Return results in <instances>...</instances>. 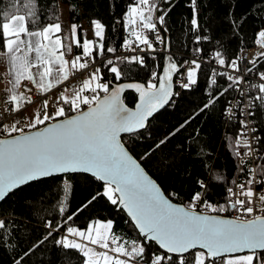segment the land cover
I'll return each instance as SVG.
<instances>
[{
	"label": "snow or ice",
	"instance_id": "6c2138e0",
	"mask_svg": "<svg viewBox=\"0 0 264 264\" xmlns=\"http://www.w3.org/2000/svg\"><path fill=\"white\" fill-rule=\"evenodd\" d=\"M171 4V0H165ZM192 10L191 28L194 31L200 29L198 21V9L196 0H189ZM27 11L24 14L0 13V56L7 58L8 74L11 77V96L6 100L7 104H12L13 111H18L25 100L31 102L30 97H24L16 89L22 81L27 80L42 92L49 91L54 84L67 81L73 71H80L88 67V63H81L85 57L92 55L94 41L84 40L81 45L79 39L73 44H63L62 39L57 35L61 32L60 23L42 24L38 29L29 28V23H34L38 13L34 7V0H29V4L24 5ZM75 10L76 5H70ZM171 8L160 10L154 0H135L134 5L129 6L127 12V24L132 26L130 36L134 40H127L125 46L132 49L133 43L140 48V51L156 52L149 36L143 30L154 34L158 43H164L161 38L157 24L166 32L165 18ZM159 11L160 14L153 17V13ZM28 17L29 19H26ZM241 21L233 20L234 28H238ZM94 35L99 40L104 38V26L98 20H92ZM139 24L141 30L136 26ZM77 25H71V32L75 36ZM256 44L264 49V30L258 32ZM55 37V39H53ZM210 38L207 36H196V43ZM73 46L82 47V55L72 56ZM64 51L57 52L60 48ZM98 56L104 55V45L97 46ZM115 49L107 48V52H114ZM197 52L201 49L197 48ZM34 54V55H33ZM71 56L66 59L65 56ZM215 59L220 66H225L226 61L221 52H215ZM264 56V52L260 53ZM154 59V57H153ZM134 63L141 68L145 65V59L141 56L125 57L122 59ZM240 57L237 56L227 62V67L233 71L240 72L238 63ZM95 62V58H93ZM190 63L191 67L186 74V82H181L180 87L191 90V87L198 83L197 71L201 65L197 60L184 61ZM248 63L255 64V60ZM113 60L108 59L105 67L112 65ZM70 65V67H69ZM35 69V71H33ZM251 72V68L246 69ZM100 69L92 72L89 78L83 83L79 90H73L72 95L61 94L58 101H62L64 106L56 107L55 111L50 110L48 100H44V112L33 116L31 123L27 124L28 129L37 128L58 117H64L61 122L51 124L42 130H37L32 134L25 131V127H17L13 124L9 129L3 125L0 130L11 133H20L12 139H0V202H3L10 195H14L18 190H23L33 182L43 178L53 177L60 174L84 173L90 174L95 181L102 182V190H98L87 202L91 204L98 198L106 199L111 205L119 206L127 212L131 218L138 237H142L141 242L137 240H123L111 234L113 222L101 223L97 221L95 225L89 224L87 229L79 230L72 226L65 227L67 221L72 220V216H67L64 224H55L48 221L45 227L48 229L42 239L37 240L31 247L14 261V264H22L26 258L30 257L36 249L44 245L46 241L53 238L54 233H59L61 229L67 233L59 239H54V244L62 250H75L82 254V264H214L215 259L226 253H241L247 250L246 255H241L228 259L226 264H264V254H258V250L264 253V215H257L252 219H221L214 215H208L197 211L198 204L208 212L224 213L230 210L240 212L242 215L251 216L254 212L252 206L254 196L261 204H264V188L261 193L254 192L252 185L261 183L256 180V169H251L253 177L245 183L237 184L240 192H234L232 187H228V199L232 201L233 196H243L244 199H235L229 204L213 205L202 197L200 192L193 195L191 202L187 206H179L170 202V199L161 192L157 183L145 172L141 163L130 155L128 148L123 142L122 133L138 135L141 130L146 129L148 121L153 115L170 105V101L179 93H174L172 89V73L176 71V64L170 63L164 70V76L159 78L152 74L147 86L139 83L125 84L112 90L109 83H101ZM115 79L122 78V69L116 66L109 68ZM226 76L230 82L228 87L223 88L218 94L208 93L209 100L197 112H194L178 127L170 131L164 138L155 143L141 156L142 161L148 160L153 152L166 146L170 140L180 134L192 123L197 115L212 107L215 102L229 88L239 85L243 77H233L226 73H219ZM260 80L264 81V72L259 73ZM95 82V86L92 84ZM214 78L210 79L209 88L216 85ZM253 87H256L255 85ZM125 89H135L139 93L135 110L125 106L121 94ZM238 90V89H237ZM260 93L264 94V84L258 86ZM31 91V89H29ZM67 91V89H65ZM84 91H90L91 96L83 95ZM103 93V97L100 93ZM255 99L264 102V95ZM81 104L88 105L87 111L81 110ZM94 105V106H93ZM251 106V102L249 105ZM7 111V109H6ZM66 112H76L75 116H68ZM229 114L231 110L229 109ZM249 116L254 113L249 112ZM241 125L247 127L245 121ZM255 132V129H251ZM198 135V131L196 133ZM195 141V136L192 138ZM237 145L249 148L248 156L254 155V149L247 141H236ZM203 152V149H200ZM243 162V161H242ZM260 166L257 165V168ZM264 171V169H261ZM202 189L207 186L202 182H197ZM235 184L236 181H233ZM63 192L68 194L71 188L62 180ZM87 205H84L86 207ZM79 211V210H78ZM60 212H65L61 207ZM264 213V207L260 208ZM8 225L0 219V243H6L5 237L8 235ZM103 229V231H101ZM75 237V239H72ZM148 242L157 245V249L147 252ZM97 246L103 251H96ZM162 250V251H161ZM114 253L115 255H112ZM186 254L191 255V260L186 259ZM123 257V258H121ZM225 264V262H222Z\"/></svg>",
	"mask_w": 264,
	"mask_h": 264
},
{
	"label": "trees",
	"instance_id": "16d2710c",
	"mask_svg": "<svg viewBox=\"0 0 264 264\" xmlns=\"http://www.w3.org/2000/svg\"><path fill=\"white\" fill-rule=\"evenodd\" d=\"M154 3L161 5L163 10L171 8L165 18L167 31L163 32L169 50L185 57L200 56L216 63L214 54L219 51L227 65L228 61L240 55L241 50L252 47L257 32L264 30V0H196L198 21L201 26L198 31H194L190 25L192 10L189 0H171V4L165 3V0H154ZM27 4L29 0H0V13L24 14L27 11L24 5ZM134 4L135 0H34L38 16L34 23H29L28 26L38 29L42 24L58 23L65 10L67 22L78 26L76 35L81 44L86 32L93 30L91 21L98 20L104 26V38L98 44L104 45V53L107 48H113L116 52L129 38L124 19L129 6ZM70 5L77 7L73 10ZM241 19L240 26L234 28L232 21ZM198 35L210 39L197 44ZM73 48L75 53L80 52V48ZM197 48L201 51L197 52ZM144 59L145 65L142 68L127 60L123 62L113 60V64L107 67H105L107 62L103 63L100 67L101 81L109 83L110 90L130 83H139L146 87L152 74L157 76V81L153 82H158L159 78L164 76L169 58L160 55L147 56ZM169 61L180 66L182 58H172ZM255 61V64H248L247 68L252 69L248 72L250 75L258 77L260 72H264V56ZM112 66L123 70L120 80L115 79L114 74L109 71ZM208 68L201 66L197 71L198 83L192 86L191 90L178 91L174 87L173 92L179 95L173 97L170 105H166L153 115L146 129L138 135L122 137L129 153L141 163L170 201L176 204L184 205L191 202L197 192L213 205L229 204L227 189L233 186V181L237 177L234 143L238 136L239 123L229 121L225 116L228 102L237 95L235 87L229 88L212 107L197 115L186 130L173 137L166 146L155 150L148 160L140 159L157 141L208 102L209 92L216 95L228 87L230 82L226 76H219L216 78L217 84L209 88ZM247 95L253 107L252 120L260 136L256 144V167L260 166L256 170V177L257 180H261V177H264V171H261L264 169V102L255 97L264 94L259 92L258 87L250 85ZM122 98L129 108H133L138 102V95L133 90L125 91ZM64 107L67 109V106ZM83 109L85 107L81 108ZM72 113L66 112V115L71 116ZM62 118L64 117L55 120ZM194 136L195 141L192 139ZM200 149H203V152ZM241 176L247 179L245 172H242ZM62 180L71 185L68 194L62 190L64 187ZM198 181H202L207 188L202 189ZM101 183L88 175L51 177L24 186L23 190H18L1 202L0 219L9 227L8 235L5 237L6 243H0V264H14V261L32 244L43 238L48 231L45 227L48 221L53 225L64 224L67 216L73 218L67 221L65 227L72 226L85 230L89 224H95L97 221H112L111 234L120 237L121 242L123 240L141 242L143 238L138 237V231L131 219L119 206L111 205L103 198L87 204L98 190H102ZM263 187L264 180H261L256 188L261 190ZM61 207L65 212H60ZM236 212L230 210L208 214L232 217ZM65 233L64 229L54 233L53 238L36 249L22 264H82L84 259L82 254L75 250H62L54 244V239H59ZM156 249L155 243L148 242L147 252ZM186 259L190 261L191 255L187 254ZM218 261L221 263L220 260H215L214 264H218Z\"/></svg>",
	"mask_w": 264,
	"mask_h": 264
},
{
	"label": "built area",
	"instance_id": "2783aa9c",
	"mask_svg": "<svg viewBox=\"0 0 264 264\" xmlns=\"http://www.w3.org/2000/svg\"><path fill=\"white\" fill-rule=\"evenodd\" d=\"M159 7L160 10H163L161 8V5H157ZM160 14L159 11L154 12L153 13V17H154V21H155V17L158 16ZM157 29L160 31V35L161 38L164 40V43H158L155 40V36L152 33H149V39L153 44V47L157 49L156 52H151V51H140V48H145L146 46L144 45H140V47L136 46V43H133L132 45V49L133 50H129L125 44L122 45V48L116 52H113L112 54H107L106 52L104 53V55L102 56H89L86 58H83L81 60V62H85V60L88 63V67L86 69L80 70V71H76L73 73V76L65 81L62 85L56 87V89L52 90V91H48V92H43L41 93L40 91H36V89H34V87L30 84L29 81H23L21 82V84L19 85V87L17 88L25 97H30L31 98V102L28 101V103H26L24 105L23 110H26L28 108H30L31 106L37 104L38 102H44V100H48V102L51 100L52 94L56 91L62 90L63 87L69 85L70 83H72V81L74 80H78V79H83L86 76H90V74L92 72H94L97 68L100 69L101 65L103 63H106L108 59H112V60H120L122 61L123 58L125 57H133V56H141V57H147V56H164L166 58H169V60H171L172 58H182V63L180 66L176 65V71H174L175 76H174V80H173V85L175 86L176 90L178 91H182L185 90L182 87H180V83L181 82H186V74L187 71L189 70V68L191 67V64H185L184 61L188 60L189 62L191 60H197L198 63H200L201 66H206L209 67L208 69H210V79L214 78L216 79L217 77L221 76L219 75V73H226L227 75H231L233 77H238V76H242L243 80L239 85L235 86V92L237 95H235L233 97V99H231L228 102V106L226 107V111H225V116L227 118V120L232 121V122H236L238 121V136L235 140L234 146L236 148V161H237V177L234 181H236V183L232 184V188L234 192L239 193L240 189L237 188V184L240 183H246L247 180L251 179L253 177V173L250 171L251 169H256V157H257V149H256V144L258 143L260 136L257 134V129L255 126V123L252 120V115L249 116L248 113L253 111V107L252 104L251 106H247L249 105V102L251 101L247 95L248 90L250 85L252 86H256L258 87L260 84H264V81L260 80L259 76H254V75H250L248 73L247 66L250 60H256L259 57H261L260 53L264 52V49L260 48L258 44H256V40L258 39V32L256 34V39L254 40V45H252V47L247 48V49H243L241 50V52L239 53V57L240 60L238 61L241 71L240 72H236L233 71L231 68L227 67V65L225 66H220L218 61H216V63L202 58L200 56H183L181 54L178 53H172L168 46H167V39L164 35L163 29L161 28V26L159 24H157ZM93 58H95V62H93ZM168 60V59H167ZM168 60V63L166 64V68L169 67V64L171 61ZM125 61V60H124ZM2 73L0 72V128L3 127V125H13L16 124L17 127H25L24 126V121H19V119H17V115L19 114V112H15L12 110V104H7L6 100L8 99V95L5 92V90H3V88L1 87V80H2ZM101 83H106L103 81H100ZM29 89H31V91H29ZM238 89V90H237ZM83 95H87V96H91L92 93L90 91H84L82 93ZM103 93H100V96L103 97ZM50 105V110H53V108L51 107L52 104L49 102ZM7 109V111H6ZM229 109L231 110V114H229ZM44 112V110H43ZM253 113V112H252ZM241 121H245L247 124V127H244L241 125ZM255 129V132L251 131V129ZM26 131V129H25ZM15 134H18V132L16 133H11L9 134L8 131H4V130H0V139H5L8 137H11ZM240 140V141H247L249 145L252 146V149H254V155L252 156H248L246 155V153L249 152V148L241 145H237L236 141ZM243 161V162H242ZM242 172H245L246 177H242L241 174ZM255 178L257 180L256 177V173H255ZM66 182V181H65ZM257 183H254L252 185L254 192H256L257 194L261 193V190H258L257 187ZM264 188V187H263ZM228 192H227V199H228ZM244 199L243 196H233L232 197V201H234L235 199ZM254 201L255 203L252 205L254 207V212L251 216L248 215H242L240 212H236L234 214V216H232L231 218L236 219L238 216L241 219H252L257 215H264V213L260 212V208L264 207V204H261L259 202V200L254 196ZM232 201H230L228 199V203H231ZM190 202H186L184 204V206H187ZM197 211H200L201 213H206L208 214V210L204 209L201 205L198 204L197 206ZM123 258V257H121Z\"/></svg>",
	"mask_w": 264,
	"mask_h": 264
},
{
	"label": "rangeland",
	"instance_id": "374dc122",
	"mask_svg": "<svg viewBox=\"0 0 264 264\" xmlns=\"http://www.w3.org/2000/svg\"><path fill=\"white\" fill-rule=\"evenodd\" d=\"M160 4V3H159ZM161 8H162V6H161ZM125 21H126V26H127V30H128V34L130 33V30H131V27L132 26H130V25H128L127 24V20H128V16H127V14H126V18L124 19ZM68 20H67V17H66V15H65V13H64V11L62 12V14H61V21L60 22H58V23H60L61 24V32L60 33H58L57 35L62 39V43L63 44H65V45H67V44H73V42H74V40H76L77 39V35L75 34V36H73V34H72V32H71V24H69V22H67ZM136 29L138 30V31H140L141 30V27L139 26V24L136 26ZM144 31V34H146L147 35V30H143ZM94 35V27H93V30L92 31H87L86 32V34H85V39L86 40H88V41H94L95 43H94V45H93V47L96 49L95 51H99V48L97 47L99 44H98V42H100L101 40H99V38H96L95 37V35ZM93 36V37H92ZM53 39H55V37H53ZM84 39V40H85ZM127 40H134V37H132V36H130V34H129V38L127 39ZM82 44H83V42H82ZM81 44V45H82ZM73 47H75V46H73ZM60 51H64V48L62 47V48H60L59 49V51L57 52V54H59V52ZM95 51H92V55L91 56H93V53L95 52ZM78 54H81L82 55V47H80V52L78 53ZM34 55V54H33ZM75 55H77V53H75L74 52V48H73V53H72V56H75ZM65 58L66 59H71L72 57L71 56H65ZM86 58V57H85ZM82 63V62H81ZM69 67H70V65H69ZM83 70V69H82ZM33 71H35V69H33ZM0 72L3 74V82H4V84H3V82H2V88L5 90V91H7L6 90V88L4 87V85L7 87V89L9 88V85H10V83H9V81H10V79H11V77L9 76V74H8V63H7V58L6 57H4V56H0ZM74 72H76V71H73V73ZM73 76V74L71 75V77ZM70 78V77H69ZM89 77L88 76H86V77H84L83 79H78V80H74V81H72V83H70L69 85H67V86H65V87H63V89L62 90H59V91H56V92H54L52 95V99H51V102H52V104L53 105H55V104H57L59 101H58V97H60L61 96V94H63L64 96H71L72 95V93H73V90L75 89V90H79L81 87H82V85H83V83L88 79ZM24 81H27V80H24ZM23 82V81H22ZM31 83V82H30ZM60 85H62V84H60ZM59 85V86H60ZM92 86L94 87L95 86V82H93V84H92ZM58 87V86H57ZM174 85H173V89H174ZM54 89H56V87L55 88H53L52 90H54ZM65 89H67V91H65ZM52 90H50V91H52ZM9 91V90H8ZM7 91V92H8ZM48 92V91H47ZM41 93H43L42 91H41ZM9 94L10 93H8V96H9ZM10 96H11V94H10ZM9 96V97H10ZM52 100H54V103H53V101ZM26 103H28V101L27 100H25L24 102H23V106L26 104ZM37 105V104H36ZM36 105H33V106H31L30 108H28V109H26L25 111L31 116V111L33 112L34 111V108H36L35 106ZM83 104H81V106H82ZM56 106V105H55ZM60 106V105H59ZM59 106H56V107H59ZM64 106H67V105H64ZM85 106V108H88V105H84ZM68 107V106H67ZM24 111V112H25ZM53 111H55V108L53 109ZM34 113V112H33ZM38 114H41V112L40 113H38ZM42 116H43V114H42ZM47 122V121H46ZM45 122V123H46ZM29 124V123H28ZM9 126V125H8ZM101 223H104V222H101ZM93 225H95V224H93ZM101 231H103V229H101ZM67 233H65V234H63V236L64 235H66ZM75 237H72V239H74ZM91 247H93V248H95V250L96 251H103V249H99L97 246H92V245H90ZM112 255H115L114 253H111ZM247 254V253H246ZM246 254H243V255H246ZM238 256H241V255H237V256H227V257H224V258H222V259H220V261H221V263L220 264H222V262H225V264H226V261L228 260V259H232V258H235V257H238ZM218 264H219V261L217 262Z\"/></svg>",
	"mask_w": 264,
	"mask_h": 264
},
{
	"label": "water",
	"instance_id": "95a60500",
	"mask_svg": "<svg viewBox=\"0 0 264 264\" xmlns=\"http://www.w3.org/2000/svg\"><path fill=\"white\" fill-rule=\"evenodd\" d=\"M106 53L107 54H112L113 52H111V53H109V52H107L106 51ZM174 76H175V73L173 72L172 73V77H173V80H174ZM117 87H119V86H117ZM172 87H173V82H172ZM116 88V87H115ZM114 89V88H113ZM127 90H133L137 95H138V97H139V93H137L136 91H135V89H125L124 90V92L125 91H127ZM124 92L121 94V98L123 97V94H124ZM122 100H123V98H122ZM94 106V105H93ZM126 106V105H125ZM166 106V105H165ZM164 106V107H165ZM127 107V106H126ZM87 109L88 108H85V109H83V111H87ZM131 110H135V106L133 107V108H130ZM160 110H162V108L160 109ZM158 112V111H157ZM156 112V113H157ZM155 113V114H156ZM77 113H73L71 116H75ZM152 118V117H151ZM150 118V119H151ZM64 118H62V119H59V120H55V121H51V122H49V123H47V124H45V126L43 125L42 127H39V128H37V129H33V130H30V131H27L29 134H32V133H34L35 131H37V130H42L44 127H46V126H50L51 124H54V123H58V122H61L62 120H63ZM149 119V120H150ZM144 130V129H143ZM142 131V130H141ZM140 131V132H141ZM20 134H18V135H14V136H11V137H8L7 139H12V138H14V137H16V136H19ZM129 134H125V133H122L121 134V136L122 137H124V136H128ZM131 155V154H130ZM134 158V157H133ZM135 159V158H134ZM146 172V171H145ZM147 173V172H146ZM148 174V173H147ZM66 175H88V176H90V174H84V173H68V174H60V175H57V176H66ZM149 175V174H148ZM57 176H53V177H57ZM48 178H51V177H48ZM151 178V177H150ZM43 179H47V178H43ZM152 179V178H151ZM155 181V180H154ZM158 185V184H157ZM159 186V185H158ZM160 187V186H159ZM161 189V188H160ZM161 192L162 193H164L163 192V190L161 189ZM165 195V194H164ZM166 196V195H165ZM167 197V196H166ZM170 202H172V201H170ZM1 203V202H0ZM173 204H175V205H179V206H184V205H181V204H176V203H174V202H172ZM121 208V207H120ZM122 209V208H121ZM123 210V209H122ZM125 211V210H124ZM125 213H126V215H127V212L125 211ZM206 214V213H205ZM208 215H214V214H208ZM128 216V215H127ZM214 216H217L218 218H221V219H233L234 220V218H231V217H225V216H219V215H214ZM128 218L129 219H131L129 216H128ZM138 231V230H137ZM153 243V242H152ZM157 246V245H156ZM158 247V246H157ZM162 251V250H161ZM261 253V251L260 250H258V253ZM250 254V253H248L247 252V250H245V252H241V253H226V254H224V255H222V256H220V257H217L215 260H220V259H222V258H224V257H227V256H237V255H243V254ZM187 255V254H186Z\"/></svg>",
	"mask_w": 264,
	"mask_h": 264
},
{
	"label": "crops",
	"instance_id": "0c3cea01",
	"mask_svg": "<svg viewBox=\"0 0 264 264\" xmlns=\"http://www.w3.org/2000/svg\"><path fill=\"white\" fill-rule=\"evenodd\" d=\"M64 13H65V15H66V17H67V14H66V11L64 10ZM93 56L95 57V56H97V53L95 54V53H93ZM3 75V74H2ZM3 78L4 77H2V80H1V87H2V82H3ZM65 81H63V82H61V83H59V84H54L53 85V87L50 89V90H52L53 88H55V87H57V86H59L60 84H63ZM3 84H4V82H3ZM31 84V83H30ZM32 85V84H31ZM33 87H34V89H36V91H40L41 92V90H38L37 88H36V86H34V85H32ZM4 87L6 88V90L8 91H5L6 93H7V95H8V93H10V94H12V92H11V84L9 85V88L7 89V87L4 85ZM4 90V89H3ZM49 90V91H50ZM16 91L18 92V93H21L18 89H16ZM10 94H9V96H10ZM8 96V97H9ZM24 96V95H23ZM53 96V95H52ZM25 97V96H24ZM51 99H52V97H51ZM53 101V103H54V100H52ZM51 104H52V102H51V100L49 101ZM36 105V104H35ZM53 105V104H52ZM56 106H64L63 104H62V101H59L57 104H55ZM36 108H34V113L31 111V116L25 111V110H23V108H24V106H22L18 111H15V112H19V114L17 115V119H19V121H24V126H25V129L27 130V131H30V130H33V129H36V128H32V129H28L27 127H26V125L28 124V123H31V120H32V118H33V116L34 115H36V114H38V113H40L41 112V114H39L41 117H42V114H43V110H44V107H43V102H38L37 103V105L35 106ZM83 107H85L84 105H82L81 106V108H83ZM12 108H13V105H12ZM54 109V108H53ZM25 111V112H24ZM53 111V110H52ZM59 118V117H58ZM57 119V118H56ZM55 119H53V120H51V121H54ZM51 121H47L46 123H49V122H51ZM46 123H44V124H46ZM43 124H41V125H38L37 126V128L38 127H40V126H42ZM11 126L12 125H9L8 126V128L10 129L11 128ZM75 239V238H74Z\"/></svg>",
	"mask_w": 264,
	"mask_h": 264
},
{
	"label": "flooded vegetation",
	"instance_id": "af4514ba",
	"mask_svg": "<svg viewBox=\"0 0 264 264\" xmlns=\"http://www.w3.org/2000/svg\"><path fill=\"white\" fill-rule=\"evenodd\" d=\"M172 89H173V87H172Z\"/></svg>",
	"mask_w": 264,
	"mask_h": 264
}]
</instances>
